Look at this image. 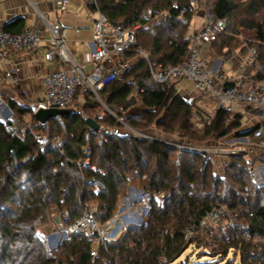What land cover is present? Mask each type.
Returning a JSON list of instances; mask_svg holds the SVG:
<instances>
[{
    "label": "trees",
    "instance_id": "obj_1",
    "mask_svg": "<svg viewBox=\"0 0 264 264\" xmlns=\"http://www.w3.org/2000/svg\"><path fill=\"white\" fill-rule=\"evenodd\" d=\"M240 1L214 0L215 17L225 19L227 25L211 42L213 52L227 57L237 50L247 54L255 46L263 65L258 78L263 79L264 17L255 14L264 11V0L243 2L253 16L236 24ZM92 7L111 24H140L133 50L124 55L125 59L137 55L134 49L142 48L149 52L154 65L181 61L194 15L190 0H96ZM147 8L153 10L151 18L141 19ZM238 26L255 30V38L242 39ZM5 29L14 32L8 25ZM177 83L171 80L162 89L151 77L148 60L138 59L122 77L99 91L116 117L106 110L96 115L100 102L90 93L85 95V110L99 127H105L103 130L90 127L80 112L51 117L41 124L30 104L9 99L14 115L0 120V264H92L91 244L97 231L70 235L51 248L39 233L50 223L49 210L53 205H65L69 222H73L87 202L93 204L99 223L104 224L117 212L129 176L134 174L141 177L144 191L163 192L165 196L161 202L152 200L146 220L129 225L120 240L109 239L102 245L96 264H204L180 258L207 233L200 221L219 202L229 209L225 219L243 218L251 235H264V188L254 184L250 174V166L263 162L264 156L249 163L244 154L228 155L224 174H220L213 156L136 134L118 121L117 117L125 116L130 107L141 104L139 115L126 120L137 130L155 126L164 135L191 143L220 139L232 130L256 140L252 129H241L243 112L217 108L208 119L178 92ZM137 94L140 100H136ZM17 115H30V119L16 121ZM196 119L204 123L202 128ZM16 127H22L21 133L15 132ZM116 127L122 128V133H113ZM37 133L44 134L45 139H36ZM84 146L92 151L89 164L84 163ZM190 226H194V235L187 240ZM239 226L236 221L229 227L218 253L239 250L240 264H264L251 251L254 245L242 237Z\"/></svg>",
    "mask_w": 264,
    "mask_h": 264
},
{
    "label": "built area",
    "instance_id": "obj_2",
    "mask_svg": "<svg viewBox=\"0 0 264 264\" xmlns=\"http://www.w3.org/2000/svg\"><path fill=\"white\" fill-rule=\"evenodd\" d=\"M92 2L96 1L92 0ZM66 3L67 0H59L57 6L64 9ZM190 4L194 12L199 11L197 0H190ZM152 14V8H147L141 14V19H150ZM16 17H19L18 13H11L4 18V24H0L1 59L10 60L18 51L38 57L42 47V30L38 26L26 27L17 32L6 30L5 24ZM202 17V24L199 27H194L189 23L187 32L189 44L181 61L176 65H154L150 61V54L144 49L137 48L134 50L138 56L148 60L151 77L160 84L162 89L171 80H184L192 86L199 96L203 97V100L213 102V110L200 106L202 113L208 119L211 118L217 108H229L242 112L240 108L242 105L259 111L260 114L256 115L258 120L255 124L249 119L250 123L252 122L250 129L253 130L255 142L250 140V136H238L236 138H232V136L229 138L230 136L227 135L223 140H230L232 143L238 140L239 143H234L228 149L219 150L221 152H212L213 150L209 148L198 147L188 141L170 140L163 136L137 130L126 123L127 114L123 117H117V119L125 128L136 134L207 155L217 153L227 157V155L244 154L247 146L251 147V145L253 148L264 149L262 147L264 145V78H258V73L263 70V65L258 60L257 49L255 46L249 48L237 71H222L211 67L202 55L203 45L216 40L225 31L227 22L223 18H216L213 10L207 11ZM139 26V23L134 25L127 23L111 24L108 18L99 12L93 25L91 49L82 60H76L68 46L67 29L62 26L59 20L49 21L48 30L51 41L45 51L44 58L49 62L54 61L56 65L42 72L41 87L44 92L42 96H36L31 91H25L26 94L34 98V103L31 105L33 113L37 108H66L74 105L83 118L93 117L85 112V95L90 93L101 104V108L99 107L95 112L96 115L101 116L106 110L115 116L100 97L99 91L131 67L130 61L125 59L124 55L133 50V45L136 42V31ZM76 30L79 31L78 28ZM87 61L92 65L90 70L86 69ZM19 73V65L17 62L13 63L1 71L0 81L2 83L17 81ZM11 111L8 98L0 91V120L5 121L12 118ZM249 117L251 118L252 115ZM195 123L200 128L204 125L199 119H196ZM28 126H24L21 130L25 131ZM101 128L104 129L105 127ZM113 133H122V128H113ZM35 137L40 141L45 139V135L42 133L35 134ZM245 144L247 145L245 146ZM83 153L87 157L85 162L89 164L88 157L92 153L91 149L84 146ZM250 174L252 182L258 187L264 188V161L252 164ZM164 196L163 192L140 191L139 196L133 194L129 200H123L120 207H124L127 203L133 205L137 201L141 202L147 199L149 203L152 200L161 202ZM147 208L148 213L151 207L146 206ZM95 209L94 206L85 202L81 216L73 222H69L65 212H58L54 215L55 227L62 229L68 236L80 232H91V230L97 231L96 238L91 244L92 264H96L95 257L100 247L109 240L111 227L115 226L119 217L118 212H116L112 218L104 224H100ZM227 209V205L223 202L212 205L211 209L202 217L200 225L208 229L219 224L227 213ZM193 235L194 226H190L186 230V239L190 240ZM253 237H255L254 252L264 261V235L255 234Z\"/></svg>",
    "mask_w": 264,
    "mask_h": 264
},
{
    "label": "crops",
    "instance_id": "obj_3",
    "mask_svg": "<svg viewBox=\"0 0 264 264\" xmlns=\"http://www.w3.org/2000/svg\"><path fill=\"white\" fill-rule=\"evenodd\" d=\"M58 1L59 0H0L1 25L4 24V18L7 15L11 13H18L19 17L13 18L11 21L5 24V26L8 25L9 28L14 32L26 27L38 26L42 30L41 34L43 37L42 47L40 48L38 57H34L32 54L23 51L15 52L14 58L10 60L1 59L0 57V74L3 69L10 67L13 63L17 62L20 67L19 79L17 81L8 83H2L0 81V91L8 98V105L9 98L16 101L20 100L19 95H21L20 92L22 91H24V93L25 91H31L36 96H42L44 94L41 87L42 72H45L47 68H51L56 65L54 61L49 62V60L44 58L45 51L47 50V47H49L48 45L51 41L48 30L49 21L59 20L62 26L67 29L68 46L72 50L73 56L76 60H82L91 49L90 42L92 40L94 21L98 13L101 11L98 8L92 7L94 3H91L92 0H67L64 9H60L57 6ZM196 13L197 12L194 13L190 23L194 27H199L202 24L203 17L202 15H198ZM76 28H78L79 31H77ZM241 35L243 36V33H241ZM83 47H87V49L84 50ZM202 49V55L207 60L208 64L211 67L215 69H221L222 71H237L240 67L243 56L246 55L240 52V50H237L234 52V55L231 59L219 55L215 56L217 54L213 52L211 43H205ZM138 59L142 58L136 55L132 56L128 60L132 66L138 61ZM235 59L238 60L237 63ZM190 87L188 85H183L182 80L178 81L177 83L178 92L186 99L188 98L187 100L190 102L195 103V105L199 107L198 109L201 110V107L204 106L208 110H212L213 102L209 100H203L196 93V91H194L191 85ZM136 100H140L139 94L136 95ZM210 102L211 105L208 106L207 103ZM135 106L139 107V111L132 112V109ZM142 107L143 105L141 104L133 105L125 112V114H127L128 117L137 116L139 115L140 109ZM240 108L244 114V118H246L249 123V119L254 122L256 115L260 114L259 111L253 109L246 111L242 105ZM249 115H252V117L250 118ZM99 128L103 130L101 127ZM84 163L88 164L87 162ZM139 178L140 176L138 174H134L130 178V190L133 194L135 191L140 189L138 188ZM136 209L137 206L129 205V203L120 209L119 217L123 218L124 223L119 220L118 217L116 222L119 229L127 228L128 224L131 222H138V220L141 222L144 219H147V215H149V212L147 213L148 208L145 210L147 214L137 217L138 219H135L136 215L134 213ZM65 210V205H63L62 208L57 205H53L49 210L50 223L54 224L55 214L58 212H65ZM39 233L44 239L47 240L48 245L51 248L59 244L60 241H58V239L61 237V235H63L64 238L69 237L62 229L58 227H51L50 229V224L43 227Z\"/></svg>",
    "mask_w": 264,
    "mask_h": 264
},
{
    "label": "rangeland",
    "instance_id": "obj_4",
    "mask_svg": "<svg viewBox=\"0 0 264 264\" xmlns=\"http://www.w3.org/2000/svg\"><path fill=\"white\" fill-rule=\"evenodd\" d=\"M245 1L246 0H241L240 1L239 8L237 9V13H238L239 16H238L236 24H238L242 20H245V19L250 18L251 16H253L251 13H249V11L245 10L244 3H243ZM213 2H214V0H197L199 11L196 14L204 16V14L207 11L212 10ZM161 14H164V12L163 13L161 12ZM255 16L259 17V18L264 17V11L261 12V13H256ZM238 30L240 31V33H243V36L241 37L242 39H254L255 38V30L245 29V28H242L240 26H238ZM83 49L86 50L87 47H83ZM145 51L147 53H149L147 50H145ZM218 55L219 56H223L222 54H217L215 56H218ZM233 55H234V53L227 54L226 56L228 57V59L229 58L231 59L233 57ZM235 61H236V63L238 62L237 59H235ZM86 66H87L86 67L87 70L92 68L91 67V63L89 61H87ZM123 75L124 74H122L120 77H122ZM182 84L183 85H188L190 87V85L184 80H182ZM20 94H21V95H19L20 96V98H19L20 100H18V99L17 100L19 101V103L21 105L22 104H25V105H27V104L29 105L30 104V105H32V103H34L33 102L34 98H32L30 95L24 93V91L20 92ZM200 98H203V97L200 96ZM207 105L210 106L211 102L207 103ZM198 108L199 107H197V109ZM244 109L246 111L249 110V108H247L246 106H244ZM132 110H133L132 112H137V111H139V107L135 106V107H133ZM14 112H15L14 110L11 111V115L12 116L14 115ZM85 112L88 113L86 110H85ZM234 112H240V111L232 110V113H234ZM18 119H20V121L25 120L27 122L30 119V115H25L24 117H21L20 115H17L15 120L17 121ZM257 120H258V118L254 119V124L257 122ZM251 125H252V122L249 123V121L246 118H244V117L242 118V120H241V129H249ZM20 128H22V127H20ZM20 128L16 127L15 128V132L16 133H21ZM198 128H200V127H198ZM144 131L149 133V134H155L157 136L166 137L167 139H170V140H173L175 138H180L181 141H184V142L189 141V140H187L185 138H182V137H179V136L176 137V136H172V135H169V136L168 135H164V134L161 133V130H159L155 126H151V127L147 128V129H145ZM236 133H237V130H232L228 134L230 136L229 138H231L232 136H233L232 138L238 137L239 135H237ZM223 139H224V137L220 138V139L210 138V139H206V140H203V141H195L192 144L196 145L198 147H202V148H209V149L213 150L212 152H216V151L218 152L221 149H225V148L228 149V147L229 146H233L234 143H239L238 140H235L232 143L230 140L225 141ZM250 140L252 142H255L252 139H250ZM246 145L247 144H245V146ZM262 147H264V145ZM219 152H221V151H219ZM210 155L213 156L212 158L215 161L216 171L218 173H220V174H224L228 157L223 156L222 154L219 155L217 153H213V154H210ZM244 155H245V157L248 158L247 159L248 162L251 163L255 158L264 156V149L253 148L252 145H251V147L247 146L246 150L244 151ZM131 177H132V175L130 176V178ZM130 178H129V184L127 186V190L125 189L126 190L125 193L123 195H121V198H120V201H119V208L117 210L118 214H120V209H121L120 203L123 200L127 201V200L130 199V197H132L133 193L130 190V185H131ZM141 184H142V179L140 177L139 178V183H138V185H139L138 188H140V189L138 191H135V193H134L135 195L139 196V192L140 191H144L142 189ZM133 198H134V196L132 197V199ZM146 202L149 203V200L148 199L147 200H142L141 202L137 201L135 204H133V206H137V209L135 210V213H134L136 215L135 219H138L137 217H139V216H144V214H147L145 212V210H146L145 207L146 206H148V207L150 206L151 207V203L152 202L150 201L149 204L146 203ZM91 206H93V204H91ZM150 210H151V208H150ZM119 220H121L122 222L124 221L123 218H120V217H119ZM132 221H134V220H132ZM236 221L240 222V226L239 227H240V233H242V237H244L246 240H249L252 243L251 245H253L255 237H253V235H251V233H249V230L247 229L248 227L246 226L247 223H246L245 219L239 217L236 220L235 218L233 219V216L232 217L230 216L228 219L223 218V220L219 224L214 225L211 228L206 229L207 233L199 236L198 239L195 240L194 245L189 246L187 248V250L181 256L180 260L189 259L191 262H197L198 261V262H204V264H240V262H239V259H240L239 252L240 251L239 250L231 249L228 252L227 255H225L223 253L222 254L218 253V250H220V244L224 242L222 237H224V235L226 236V234H227V232L229 230V227L233 225V222L236 223ZM138 223H140L139 220H138V222L129 223L128 226L131 225V224H138ZM49 224H50V229H51V227H55V225H56L55 221H54V224H52V223H49ZM125 230H126V228L119 229L117 227V222H116L115 226L111 227L110 238L109 239L111 241L120 240L122 238V236L124 235ZM63 238H64L63 235H61V237H59V239H58V241H60L59 243H61L62 241H64L68 237H66L64 239ZM224 238L227 239V236L224 237ZM45 241L47 242L46 239H45ZM47 244H48V242H47ZM251 247H252L251 251L254 252V246H251ZM169 264H178V261H176L174 263H169Z\"/></svg>",
    "mask_w": 264,
    "mask_h": 264
},
{
    "label": "water",
    "instance_id": "obj_5",
    "mask_svg": "<svg viewBox=\"0 0 264 264\" xmlns=\"http://www.w3.org/2000/svg\"><path fill=\"white\" fill-rule=\"evenodd\" d=\"M78 113V108L74 105L66 107V108H57V107H49V108H37L34 111V115L37 120L41 124H45L48 122V119L51 117H55L58 115H68ZM88 125L94 129H99V124L93 117H88L86 119Z\"/></svg>",
    "mask_w": 264,
    "mask_h": 264
}]
</instances>
